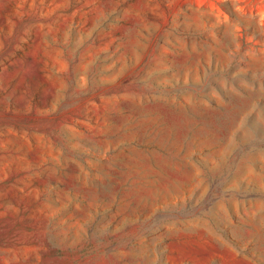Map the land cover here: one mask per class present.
Wrapping results in <instances>:
<instances>
[{
	"label": "rangeland",
	"instance_id": "374dc122",
	"mask_svg": "<svg viewBox=\"0 0 264 264\" xmlns=\"http://www.w3.org/2000/svg\"><path fill=\"white\" fill-rule=\"evenodd\" d=\"M0 264H264V0H0Z\"/></svg>",
	"mask_w": 264,
	"mask_h": 264
}]
</instances>
